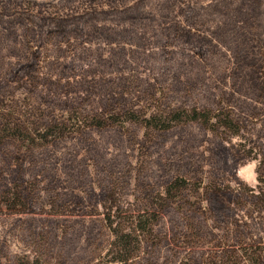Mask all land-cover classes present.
Segmentation results:
<instances>
[{
  "label": "rangeland",
  "instance_id": "obj_1",
  "mask_svg": "<svg viewBox=\"0 0 264 264\" xmlns=\"http://www.w3.org/2000/svg\"><path fill=\"white\" fill-rule=\"evenodd\" d=\"M0 1L7 15L0 19V130H29L35 140L9 136L0 144V197L18 185L27 203L22 212L20 206L0 202V264H264L262 28L248 24L246 29L255 34L260 66L256 80L241 85L235 82L236 55L217 38H212L216 48L207 61L195 56L202 68L181 72L147 60L161 53L150 34L151 41L143 45L146 41L137 37L109 41L73 31L68 39L24 30L36 16L44 22L73 19L113 6L167 0L120 5L117 0ZM189 1L209 7L216 0H181L180 6ZM256 1L264 11V0ZM175 16L186 24L181 12ZM193 29L212 36L206 27ZM33 54V76L6 79L11 65ZM109 88L115 89L114 100L107 96ZM231 107L239 119L232 129H207L202 122L183 120L159 133L144 125V119L177 108L211 110L212 123L219 124L221 109ZM127 110L136 118H122L101 130L83 120ZM57 124L66 125L63 133L40 136ZM173 164L191 182L186 193L190 206L183 213L173 202L157 228L158 244L142 242L125 263L111 245L112 226L129 228L127 215L146 211L147 191L166 193L170 174H177L169 171ZM187 210L197 212L194 220L202 228L190 240ZM177 231L182 238L176 239Z\"/></svg>",
  "mask_w": 264,
  "mask_h": 264
},
{
  "label": "trees",
  "instance_id": "obj_2",
  "mask_svg": "<svg viewBox=\"0 0 264 264\" xmlns=\"http://www.w3.org/2000/svg\"><path fill=\"white\" fill-rule=\"evenodd\" d=\"M127 2L128 0H117V4L119 5L127 4ZM180 2L181 0H167L165 3L154 1L146 4L138 3L134 6H128L127 4L125 8L113 6L104 11L96 10L95 12L86 13L78 18L73 16V19L72 17L65 19L49 17L45 22L37 19L36 16L26 24L24 30L27 32V35L30 34L28 33L30 30H40L41 32H46L48 36H54L55 34L60 35L62 38L67 37L68 39L71 35L70 32L73 31L76 35L83 37L101 35L100 37H105L109 41L137 37L143 38V41H146L142 43L143 45L147 42L149 44L151 41L147 38V35L150 34L149 37H152L153 44L161 47V53H157L153 58L151 57L147 60L149 62L153 60V62L161 67L159 69L171 70L177 68L181 72H183V68H202L199 67L202 63L197 62L194 58L195 56H201L207 61V57L210 58L216 48L212 38H217L219 43L230 46L236 55L237 73L235 82L242 85L256 80L255 72L260 65L257 51L252 41L255 34L253 29L250 31L253 34L248 30L246 31V29L251 27L248 24H252L254 29L262 28L264 30V11L261 10V3L256 0H216L209 7H205L199 2L193 4L189 1L188 6L184 8L180 6ZM253 3L256 4L254 5ZM4 8V6H1L0 1V19L7 16L5 12L3 13ZM180 12L185 17L186 24L179 21L178 17L176 18L175 16ZM8 16L10 22L11 15ZM104 20L112 24H99V22ZM215 21L216 25L214 27L211 26ZM195 25L208 28L212 36L207 38L198 31H193ZM33 36L35 37V33ZM167 46L174 48L171 52H168L166 51ZM192 53L194 55H191ZM36 64L37 58L35 54L28 58H23L17 61L16 64L11 65L6 79L11 78L13 81H19L30 78L35 72ZM48 84L49 87H52L51 82H48ZM107 92V96L112 97L114 100L115 89L109 88ZM166 112V116L155 114L150 119H144V125L150 130L160 133L172 130L176 124H181L183 120L187 122H202L207 129L216 128L217 126H222L224 129H232L239 121L235 116L236 113L233 107L221 109L218 116L223 119H220L219 124L214 123L216 125L211 121V116L214 115L211 110L177 108L168 109ZM134 114L133 111L127 110L124 114L115 112V114L112 113L108 117L99 114L84 117L83 120L88 127L101 130L115 124L122 118H136ZM78 117L77 115L76 118ZM7 121L8 124L6 123L5 125L9 126L11 120L8 119ZM64 128H66V125L57 124L47 129L43 134L39 133L43 139H46L50 135L58 136L61 132L63 133ZM12 130L13 133L11 128L0 130V144L9 136L12 138L17 137L18 140L27 143L35 141L32 139L31 134H29V130ZM14 130H17V132ZM175 166L176 164H173L171 169H169V171L177 170V174L176 176L170 174L165 194L158 191L153 195L147 191L145 196H143L144 202H142L147 206L146 211H136L138 212L136 216L127 215L125 222L130 221L129 228L127 226L123 227L121 224L116 227L112 226L115 237L111 245L115 247L116 258H120L127 263L129 256L137 253L142 242L157 245L159 237L157 228L163 218V213L168 212L172 208L173 202L178 204L179 210L183 211V213L190 206L187 203L186 193L190 189L191 182L183 175L184 171L179 170L180 166ZM22 192L23 190L20 186L16 185L14 188H10L3 197H0V202L3 200L7 201V204L10 205L9 207L13 209L20 206L21 209L19 210L23 212L26 209L27 203L23 199ZM216 202L220 204L219 199ZM195 213L188 212L187 210L188 218L185 224H187L188 230L185 232V235L189 240L200 235V232H202V228L194 220L195 217L193 215ZM126 229H130V231ZM181 232L177 231L179 238L176 239L182 238ZM152 264L156 263L152 262Z\"/></svg>",
  "mask_w": 264,
  "mask_h": 264
}]
</instances>
